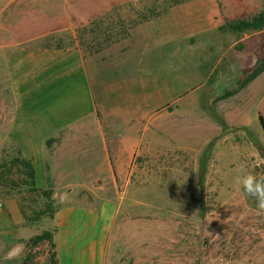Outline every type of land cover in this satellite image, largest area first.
I'll list each match as a JSON object with an SVG mask.
<instances>
[{"label":"rangeland","instance_id":"obj_1","mask_svg":"<svg viewBox=\"0 0 264 264\" xmlns=\"http://www.w3.org/2000/svg\"><path fill=\"white\" fill-rule=\"evenodd\" d=\"M0 12V257L24 245L0 264L59 263L57 234L76 264H264V212L235 182L241 167L264 177V72L252 79L264 25L232 27L264 0H0ZM17 48L83 52L94 101L65 133L8 124Z\"/></svg>","mask_w":264,"mask_h":264},{"label":"crops","instance_id":"obj_2","mask_svg":"<svg viewBox=\"0 0 264 264\" xmlns=\"http://www.w3.org/2000/svg\"><path fill=\"white\" fill-rule=\"evenodd\" d=\"M41 27L48 26L44 24ZM7 61V90L14 117L8 124L16 125L17 134L39 133L44 135L41 139H50L54 134L65 133L72 124L71 120L65 119L71 110L81 109L94 101L81 50L32 51L17 48ZM18 138L35 139L29 136ZM70 213L64 211L58 215L61 228ZM58 236L55 237V247L59 264H76L75 253L66 243L63 245ZM85 260L86 257L83 258Z\"/></svg>","mask_w":264,"mask_h":264},{"label":"trees","instance_id":"obj_3","mask_svg":"<svg viewBox=\"0 0 264 264\" xmlns=\"http://www.w3.org/2000/svg\"><path fill=\"white\" fill-rule=\"evenodd\" d=\"M257 22V24H256ZM264 25V15L260 16L259 18L255 19L254 21L250 22V21H239L237 24L233 25L232 27L234 29H236L237 31H246L249 30L251 28H255V29H261ZM252 79L256 78L257 76H259L260 74H262L264 72V55L260 56L255 65L252 67ZM261 126L264 129V117L260 116L259 117ZM19 164L23 165L27 170H28V177L31 180L32 185L36 184V172L34 170V167L32 165V163L30 161L27 160H20L18 162ZM201 170H203L205 172L206 170V163L203 164V166L201 167ZM204 174H201V179L204 178L203 176ZM44 240H48L50 242H52V234L51 233H45L42 236H37L35 237L32 241L34 243H40ZM51 264H59L58 261L56 260L55 256H53Z\"/></svg>","mask_w":264,"mask_h":264},{"label":"clouds","instance_id":"obj_4","mask_svg":"<svg viewBox=\"0 0 264 264\" xmlns=\"http://www.w3.org/2000/svg\"><path fill=\"white\" fill-rule=\"evenodd\" d=\"M242 175L236 177V183L242 185L244 192L256 200L257 210L264 212V177L257 178L251 172H246L243 167L240 168ZM23 244L12 245L0 257L3 260H18Z\"/></svg>","mask_w":264,"mask_h":264},{"label":"built area","instance_id":"obj_5","mask_svg":"<svg viewBox=\"0 0 264 264\" xmlns=\"http://www.w3.org/2000/svg\"><path fill=\"white\" fill-rule=\"evenodd\" d=\"M4 203L3 200L0 197V214L3 212Z\"/></svg>","mask_w":264,"mask_h":264}]
</instances>
